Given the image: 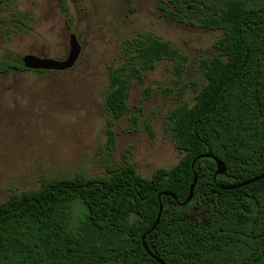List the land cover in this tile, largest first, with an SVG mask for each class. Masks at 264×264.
I'll use <instances>...</instances> for the list:
<instances>
[{"label": "trees", "instance_id": "1", "mask_svg": "<svg viewBox=\"0 0 264 264\" xmlns=\"http://www.w3.org/2000/svg\"><path fill=\"white\" fill-rule=\"evenodd\" d=\"M16 0L0 2L9 30H26L34 21L15 10ZM165 15L197 20L221 31L215 53L199 60L201 82L184 80L188 55L152 31L123 41L121 61L111 65L104 101L114 117L127 109L130 89L161 61L177 86V105L164 128L181 154L170 168L150 177L132 162L109 164L107 174L45 177L35 188L11 193L0 202V264H264V0H170ZM7 29V33H9ZM30 70L0 57V73ZM45 72L47 70H35ZM194 93L189 94L190 91ZM191 96V99H190ZM108 144L114 134L107 128ZM219 158L226 171L214 178ZM194 170V196L182 206ZM171 192L175 198L161 194ZM85 214L70 229L72 203ZM207 201L204 222L189 221L187 207ZM159 204L160 220L153 225Z\"/></svg>", "mask_w": 264, "mask_h": 264}, {"label": "rangeland", "instance_id": "2", "mask_svg": "<svg viewBox=\"0 0 264 264\" xmlns=\"http://www.w3.org/2000/svg\"><path fill=\"white\" fill-rule=\"evenodd\" d=\"M1 4L0 57L63 59L71 34L81 52L66 70L0 73V202L37 187L45 177L106 175L107 165L125 162L150 177L156 168L168 169L179 160L164 128L168 110L179 103L165 92L177 86L168 61L132 86L119 117L104 101L109 69L121 61L125 39L152 31L188 55L184 80L201 82L199 60L215 53L220 30L168 18L164 10L171 8L170 0H16L14 9L32 14L34 21L26 30H9L7 24L13 25L2 21ZM85 210L81 202L72 203L70 229L79 228ZM187 210L190 222H204L208 202L193 201Z\"/></svg>", "mask_w": 264, "mask_h": 264}, {"label": "water", "instance_id": "3", "mask_svg": "<svg viewBox=\"0 0 264 264\" xmlns=\"http://www.w3.org/2000/svg\"><path fill=\"white\" fill-rule=\"evenodd\" d=\"M80 52H81V46L78 43L75 36L73 34H71L70 35L69 51H68L67 56H65L63 59L40 58V57H38L36 55H32V54L11 55L10 59L13 62H15V63H17V64H19L25 68H28L30 70H58V71H61V70H66V69L71 68L75 64L76 60L78 59ZM203 156L204 157H212L214 159L215 164H216V170H215L214 178L218 174L225 173L226 167H225L224 163L219 158L210 155V153L204 154ZM263 177H264V173L254 177V178H251L249 180H246L244 182L233 184V185L221 186V188H223V189L237 188V187H240L242 185H246L250 182L257 181ZM197 180H198V174L194 170L193 180L189 186L188 195L183 202H180V205L184 206V205L188 204L189 201L192 200V198L194 196V188H195V185L197 183ZM161 194L169 195V196L175 198V196L171 192H168V191H163V192H161ZM161 213H162V205L159 204V210L157 212V216L155 218V221H154L153 225L151 226V228L148 229L146 232H150L151 229L155 228V226L157 225V223L160 220ZM144 238H145V234H143L141 237L142 245L147 250L149 255L152 258H155L160 264H165L164 261H162L160 258L156 257L151 251H149L147 249V245L144 241Z\"/></svg>", "mask_w": 264, "mask_h": 264}]
</instances>
